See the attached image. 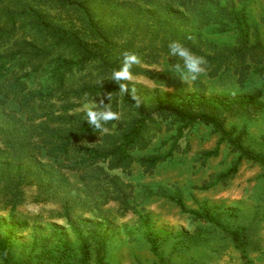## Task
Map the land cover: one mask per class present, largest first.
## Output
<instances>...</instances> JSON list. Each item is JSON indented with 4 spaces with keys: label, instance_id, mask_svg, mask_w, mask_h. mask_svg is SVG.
Masks as SVG:
<instances>
[{
    "label": "trees",
    "instance_id": "16d2710c",
    "mask_svg": "<svg viewBox=\"0 0 264 264\" xmlns=\"http://www.w3.org/2000/svg\"><path fill=\"white\" fill-rule=\"evenodd\" d=\"M251 0H0V210L8 212L10 224L5 238L0 235V256L4 264H15L10 252L12 240L27 230L18 216L26 191L36 187L37 203L61 200L69 228L80 243L75 249L60 242L48 253L59 264H109L107 236L86 235L72 219V195L64 172L79 177L90 213L108 222L100 207L117 203L121 215L133 213L147 233L148 243L159 264H166L150 217L134 205V187L121 173L133 174L136 164L153 174L176 152L190 127L203 124L228 144L237 161L215 182L226 185L239 173L244 161L264 167V157L244 147L243 136H234L226 125L235 112L250 116L260 112L249 99L207 98V86L197 79L189 86L179 76H166L144 66L158 65L166 57L171 65L180 62L168 54V45L179 42L205 60V74L216 79L230 72L246 89L252 76L264 80V44L250 23ZM236 36L232 45H218L203 32ZM139 62L130 76L143 77L157 87L177 94L148 91L127 80L112 81V72L122 67L123 54ZM134 88L139 103L119 91ZM103 102V103H101ZM110 105L117 119L103 125L104 131L86 123V105L103 110ZM175 132L167 154L141 155L159 135ZM219 149L203 152L202 166L218 155ZM215 178V179H214ZM79 197V196H78ZM174 203L195 222L214 227L227 235L240 252L244 264L249 258V235L244 228L232 230L208 207L189 211L181 193L169 195L163 189L149 192ZM83 206V205H82ZM189 247L208 240L205 231L189 237ZM188 247V248H189ZM183 250L182 247L179 251Z\"/></svg>",
    "mask_w": 264,
    "mask_h": 264
},
{
    "label": "rangeland",
    "instance_id": "374dc122",
    "mask_svg": "<svg viewBox=\"0 0 264 264\" xmlns=\"http://www.w3.org/2000/svg\"><path fill=\"white\" fill-rule=\"evenodd\" d=\"M250 23L258 31L264 44V0H251L248 6ZM205 39L218 45H232L234 34L223 35L207 30L203 32ZM169 60L164 57L158 65L144 66L156 73L166 76H178ZM207 86V98L218 100L249 99L260 112L250 116L235 112L228 120L227 131L236 132L234 136H243V143L256 155L264 157V80L252 76L246 89L237 84V79L230 72L216 79H210L205 73L199 78ZM128 82L147 90L148 97L155 99L160 93L177 94L172 89L161 88L143 77L130 76ZM189 93L193 81L186 82ZM175 132L159 135L151 147L141 155L167 154L170 142ZM180 152L161 164L153 174H145L139 164L133 168V174L121 176L122 180L131 184L134 189V205L143 215L150 217L154 232L157 234L162 254L166 264H244L240 252L235 249L232 240L214 227L195 222L188 214L181 212L174 203L162 197H149V192L157 193L163 189L169 195L181 193L189 211H200L208 207L218 215L221 222L230 229L247 230L249 235V258L253 264H264V167L244 161L239 173L226 185L218 184L207 190L201 189L205 184H213L217 177L227 173L237 161L226 143L220 144V137L212 129L203 124H197L184 132L180 140ZM0 143V149H1ZM219 149L216 157L211 158L205 166L199 160L203 152ZM69 181L68 193L75 203L72 219L81 226L86 235L90 233L107 236V261L109 264H159L148 243L147 233L140 225L139 219L133 213L121 215L119 205L110 203L100 207L102 216L107 219L105 224L101 217L89 212L85 205L86 193L77 175L64 172ZM215 179V178H214ZM38 189L29 188L26 191V201L18 209V216L28 227L20 236L15 237L10 246V252L15 264H59L48 259V253L60 242H67L75 249L80 243L69 228L63 213L62 201L37 203ZM79 196V197H78ZM83 205V206H82ZM10 224L9 215L0 210V235L5 238ZM205 231L208 240L197 247H189V241L183 234L195 235ZM182 247L183 250L179 251ZM189 247V248H188ZM0 264H4L0 256ZM91 264H96L94 261Z\"/></svg>",
    "mask_w": 264,
    "mask_h": 264
},
{
    "label": "clouds",
    "instance_id": "9594fccd",
    "mask_svg": "<svg viewBox=\"0 0 264 264\" xmlns=\"http://www.w3.org/2000/svg\"><path fill=\"white\" fill-rule=\"evenodd\" d=\"M168 54L171 57H177L180 62L172 65V70L179 76L180 81L186 83L188 81H195L199 76L205 72V60L201 56H197L191 52L190 49L183 46L179 42H171L168 45ZM138 57L135 54L125 52L123 54V63L120 70L112 72V81L119 82L130 78V68L133 64L138 63ZM119 91L127 93L133 100L139 103L133 88L129 92L126 85L120 84ZM103 103V102H101ZM95 105H86V123L97 130L104 131L103 125L108 121L117 119V114L111 110L110 105H104L103 110H94Z\"/></svg>",
    "mask_w": 264,
    "mask_h": 264
}]
</instances>
